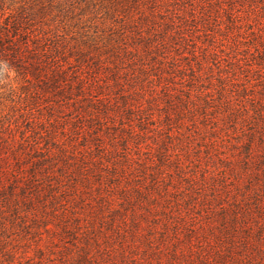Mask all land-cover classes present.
<instances>
[{"label":"rangeland","instance_id":"obj_1","mask_svg":"<svg viewBox=\"0 0 264 264\" xmlns=\"http://www.w3.org/2000/svg\"><path fill=\"white\" fill-rule=\"evenodd\" d=\"M5 3V15L20 4L33 7L25 30L38 55L0 59V131L23 143V165L43 162L42 184L55 183L61 196L45 207H23L15 217L0 203V237L16 252L12 259L0 253V264H35L36 243L50 235L45 223L56 227L50 211L42 220L44 210L76 205L79 220L88 222L87 203L96 205L100 197L84 185L78 165L94 188L99 178L86 169L106 175L115 163H131L143 184L142 162L159 150L171 157L158 176L167 172L163 184L171 190L172 208L166 212L160 204L154 217L147 200L126 206L129 214L132 208L143 212L128 264H264V133L251 135L241 117L264 107V0ZM189 94L197 106L211 98L219 104L222 97L231 111H247L239 110L234 120L219 105L207 115L190 112L180 102ZM81 192L85 198L77 203ZM111 195V208L123 205L116 190ZM48 198L47 191L41 201ZM234 208L241 217L236 224L223 219ZM67 238L45 248V264H64L60 249Z\"/></svg>","mask_w":264,"mask_h":264},{"label":"trees","instance_id":"obj_2","mask_svg":"<svg viewBox=\"0 0 264 264\" xmlns=\"http://www.w3.org/2000/svg\"><path fill=\"white\" fill-rule=\"evenodd\" d=\"M5 4V0H0V59L4 56H9V60L15 62L18 59H22V55H26L25 52H28L30 56H37V48L31 47L30 44L31 42L34 43V41L29 36L28 31L25 30L29 18L31 20V16L35 14L33 12V7L30 5L27 6V3L20 4L13 12L5 15ZM43 7L44 5H40V11H42ZM220 100L221 101H218L219 104H212L214 98H211L210 100L206 99L204 105L197 106L192 98V94H189L186 99H182L180 102L187 108V110H190V112L195 109L203 112L205 115H207L210 107L216 109L219 105L221 106V109L225 108L224 110H229V113L223 112L225 118L227 117L231 120H234L236 117L235 115L239 110L241 112L247 111L245 109L237 110V108L235 111H231L229 101L222 99V97H220ZM171 102L176 104L174 101ZM254 112V116L251 117L241 116L243 121H249L248 124H250L249 128L251 129L250 134L253 136L256 135V133H264V107H261V109H255ZM250 141L251 140H249V142ZM248 145L246 152L252 154L255 151L254 147L252 144L250 145L248 143ZM23 150L24 145L22 142H16L15 139L10 141L9 139H6L0 131V203H4V206L7 207L8 212L13 217L20 216L23 207L35 208V206L38 205L37 202L42 204V207H45L48 204H52L54 200L61 196L60 194L58 195V187L55 186V183L51 181L49 183L48 181L47 184H42L43 178L39 177V174L43 173L42 168H44L41 160L31 163L29 167L23 165L26 159V157H22L25 152ZM128 153L130 157L129 159H132V155L130 152ZM170 158V154H167L165 150H159L156 155H153L149 157L147 161L142 162V164H144L142 166V171H146L144 172L145 176L142 182L143 184H139L141 182L136 181L138 180V177H135L136 175L134 176L133 174L135 173L134 170L137 168L132 167L131 163L128 166H120L115 163L106 171V175H104L102 171L101 173H95V175L93 174V170L87 168L86 170H90L95 179L99 178L98 188H94L91 185L89 176L85 175L84 169L78 165L76 168L80 171V177L86 180L84 185H86L90 191H98L100 199L97 201L96 205L87 203L90 212V219H88L86 224L79 220L81 219V215L80 213H76V205L72 207L71 210V208L69 209L67 207L66 203L62 202L60 203V212L54 208L48 211L44 210L43 212L45 213L42 214L44 215L42 220L48 218L49 215L47 213L50 211V215L56 219V227H49V223H45L46 231H48L50 235L45 244L40 243L43 239L42 236H40L39 242L36 243L34 250L39 259L35 264L46 263L47 257L45 248L47 249V247L51 248L53 246H58V243L56 244L55 240L58 239L59 236H62V239L63 236L68 237L67 240H65L68 244L63 245L60 249V252L63 254L64 264H119V262H125L128 264V261L130 260L128 249H133V247H135V249L138 248L137 243L140 241V237H138L140 232H138L137 226L141 224L140 217L143 212L139 213V211L132 208V213L129 214L127 207L135 206L136 208L137 206L144 205V199L151 202L146 209L149 214L154 217L158 216L154 213V210L158 209L160 204L161 208L166 212L171 210V199L168 197L171 190L168 187H165L167 184H163L167 172L163 175L164 177L162 175L158 176V174L163 172L166 163L171 161ZM178 166V171H181L182 161H180V159L178 161ZM38 168H40V170H37ZM127 171L131 172L129 173L132 175L130 178L129 175L126 176ZM54 172L53 169L51 173ZM50 175L51 174L47 173L45 176L48 177ZM148 176L150 177L149 181L146 180V177ZM130 181H134L135 183L132 185ZM108 182L114 185L112 186L108 184ZM59 185L62 184L59 183ZM69 186L73 188L74 184ZM43 188L46 189L45 192H49V198L51 197V199L48 198L45 201H41L43 199H41V196H43V193L45 194V192H43L45 189ZM66 190L67 188H65V191ZM115 190L122 196L124 202H122L123 205H120L121 207L116 206L111 208V194ZM152 192L158 193L159 200L152 195ZM84 198V192H81L78 197L75 198V202L78 203V201H82ZM154 200H156V202L153 203L152 201ZM160 200H163L165 205ZM224 208L227 207L222 205L221 209L224 210ZM106 209H108V213H105ZM53 210L57 213H53ZM125 210H127V212H125ZM228 216L231 222L235 224L241 219L240 214L236 213L235 208L232 215L226 213L223 215V219H227L228 221ZM11 222H13V225L15 224V221L11 220ZM129 223L130 228H128L127 230L129 231H127L125 228ZM57 227L60 230H58ZM121 229H124L126 233H131L130 239L132 243L128 242V237H125L126 234H124ZM109 230L115 232L114 237L109 233ZM64 239L66 238L64 237ZM104 242H112V245L110 244L102 247V243ZM146 242L150 245L152 241L148 238L146 239ZM9 248L12 247H8L7 241H3L0 237V253L4 252L5 255H8L9 258L12 259L16 255V252ZM115 252L119 256L113 254Z\"/></svg>","mask_w":264,"mask_h":264}]
</instances>
